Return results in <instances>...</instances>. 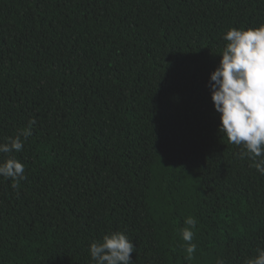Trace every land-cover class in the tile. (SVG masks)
Segmentation results:
<instances>
[{
    "label": "trees",
    "instance_id": "trees-1",
    "mask_svg": "<svg viewBox=\"0 0 264 264\" xmlns=\"http://www.w3.org/2000/svg\"><path fill=\"white\" fill-rule=\"evenodd\" d=\"M261 24L264 0H0V143L36 121L13 153L26 178L0 177V264H94L115 232L133 264L264 249V175L207 86L223 34Z\"/></svg>",
    "mask_w": 264,
    "mask_h": 264
},
{
    "label": "clouds",
    "instance_id": "clouds-1",
    "mask_svg": "<svg viewBox=\"0 0 264 264\" xmlns=\"http://www.w3.org/2000/svg\"><path fill=\"white\" fill-rule=\"evenodd\" d=\"M225 46L221 50L219 66L210 74L208 88L214 111L219 114L218 132L230 144L241 148L239 157L248 158L252 167L264 175V24L240 30L230 28L223 34ZM19 130L14 137L0 143V177L11 180L18 188L25 177V166L13 153H19L24 141L32 136L31 125ZM188 227L181 229L189 255L196 251L192 243L196 220L189 217ZM133 243L122 232L93 241L88 253L94 264H133ZM246 260L245 264H264V249Z\"/></svg>",
    "mask_w": 264,
    "mask_h": 264
}]
</instances>
